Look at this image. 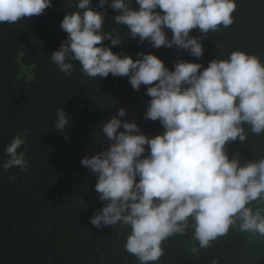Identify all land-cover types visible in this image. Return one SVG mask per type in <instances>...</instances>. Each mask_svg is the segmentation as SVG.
<instances>
[{"label": "clouds", "instance_id": "1", "mask_svg": "<svg viewBox=\"0 0 264 264\" xmlns=\"http://www.w3.org/2000/svg\"><path fill=\"white\" fill-rule=\"evenodd\" d=\"M135 2L138 9L129 0H99L98 7L107 4L119 13L114 20L128 29L130 38L139 37L140 45L175 46L196 58L204 48L191 31L198 29L203 37L227 28L236 9L235 0ZM51 6L52 0H0V23L43 15ZM74 7L59 25L67 37L50 60L64 74L74 71L75 61L87 77L102 80L111 73L128 77L134 90L148 86L145 118L159 120L165 129L149 138L135 122L117 118L126 115L124 108L103 125L107 149L81 160L97 175L95 191L105 202L90 223L98 229L127 226L124 249L139 264H156L164 254L162 244L185 234L190 221L201 249L230 228L264 236V215L249 206L264 205V156L242 165L235 155L229 158L226 148L237 139L247 140L245 127L254 135L264 134V62L239 50L227 59H213L206 68L180 60L169 70L156 55L143 52L134 60L104 45L105 40L111 46L122 43L119 33L103 31L107 9L98 11L92 0H78ZM69 123L64 108L58 110L55 130L63 133ZM25 139L17 135L6 146L4 171L26 169L25 154L17 151Z\"/></svg>", "mask_w": 264, "mask_h": 264}, {"label": "trees", "instance_id": "2", "mask_svg": "<svg viewBox=\"0 0 264 264\" xmlns=\"http://www.w3.org/2000/svg\"><path fill=\"white\" fill-rule=\"evenodd\" d=\"M76 3L52 0L43 15L0 23V264H139L124 249L130 232L127 226L120 223L98 229L90 223L105 202L95 191L97 175L82 166L81 160L107 149L110 141L103 125L121 108L126 115L117 118L135 122L149 138L162 135L165 129L159 120L145 118L151 99L146 95L148 86L134 90L128 77L111 73L102 80L87 77L75 61L74 71L64 74L50 60L67 37L59 25L65 14L76 11ZM129 3L139 8L135 0ZM235 3L231 26L203 37L198 29L191 31L203 44L200 58L175 46L153 48L147 41L140 45L139 37L130 38L128 29L114 20L119 13L107 4L103 31L119 33L122 43H103L134 60L138 52L154 54L169 70L180 60L206 68L213 59H227L236 50L257 55L264 62V0ZM98 5L99 0H92V6L103 11ZM171 36L168 32L167 38ZM62 108L70 119L63 133L54 128ZM245 131L244 143L237 139L226 145L229 158L235 155L242 165L264 156V134L254 135L247 127ZM17 135L26 136L17 150L25 154L26 169L4 171L5 148ZM145 148L144 156L148 155ZM249 206L259 207L264 215V205L253 202ZM193 231L190 221L185 234L166 240L156 264H213V260L217 264H264V236L230 228L211 247L201 249Z\"/></svg>", "mask_w": 264, "mask_h": 264}]
</instances>
